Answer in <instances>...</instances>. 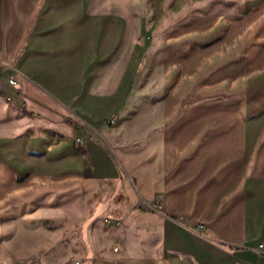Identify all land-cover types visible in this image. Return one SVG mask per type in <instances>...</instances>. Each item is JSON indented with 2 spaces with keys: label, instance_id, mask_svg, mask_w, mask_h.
Masks as SVG:
<instances>
[{
  "label": "crops",
  "instance_id": "1",
  "mask_svg": "<svg viewBox=\"0 0 264 264\" xmlns=\"http://www.w3.org/2000/svg\"><path fill=\"white\" fill-rule=\"evenodd\" d=\"M22 214L84 264H264V0H0V264Z\"/></svg>",
  "mask_w": 264,
  "mask_h": 264
},
{
  "label": "rangeland",
  "instance_id": "2",
  "mask_svg": "<svg viewBox=\"0 0 264 264\" xmlns=\"http://www.w3.org/2000/svg\"><path fill=\"white\" fill-rule=\"evenodd\" d=\"M23 219L29 223L19 224V219L10 218L12 223L5 231L8 264L87 263L82 258L88 247L89 230L79 222L38 219L34 214H22Z\"/></svg>",
  "mask_w": 264,
  "mask_h": 264
},
{
  "label": "built area",
  "instance_id": "3",
  "mask_svg": "<svg viewBox=\"0 0 264 264\" xmlns=\"http://www.w3.org/2000/svg\"><path fill=\"white\" fill-rule=\"evenodd\" d=\"M8 81H9L10 84H14L15 83V78L11 76ZM109 123H111V124L114 123V119H111L109 121ZM79 143L82 144L83 141L82 140H79ZM159 199H161V198H159ZM195 232L197 234L204 235L206 233V227H205V225H203V224L197 225L195 227ZM262 247H263V245L260 246V248H262Z\"/></svg>",
  "mask_w": 264,
  "mask_h": 264
}]
</instances>
